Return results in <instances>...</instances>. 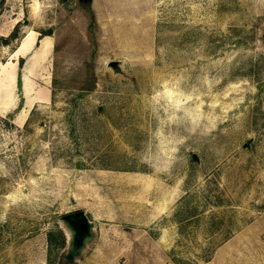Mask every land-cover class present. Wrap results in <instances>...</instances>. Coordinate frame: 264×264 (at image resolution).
<instances>
[{
  "label": "rangeland",
  "instance_id": "rangeland-1",
  "mask_svg": "<svg viewBox=\"0 0 264 264\" xmlns=\"http://www.w3.org/2000/svg\"><path fill=\"white\" fill-rule=\"evenodd\" d=\"M95 2L0 0V264H264V0Z\"/></svg>",
  "mask_w": 264,
  "mask_h": 264
},
{
  "label": "crops",
  "instance_id": "crops-1",
  "mask_svg": "<svg viewBox=\"0 0 264 264\" xmlns=\"http://www.w3.org/2000/svg\"><path fill=\"white\" fill-rule=\"evenodd\" d=\"M106 2V4L108 5V0H105ZM95 4H96V2H95V0H91V2H90V6L88 7L91 11H95ZM103 27H106V29L108 30V26H103ZM104 30H105V28H104ZM35 38H36V35H35ZM40 40V39H39ZM31 42H32V38H30V40L27 42V45H30L31 44ZM34 43H35V41H34ZM21 45V43L19 44V47H18V51H20V46ZM33 54V52L32 53H26V54H23V55H21V56H18V57H20V58H23L25 55H27L26 57H25V61H24V64L22 65V67H20V72H21V76H20V79H21V88L23 89L24 88V79H23V77H24V68H25V64H26V62H27V60H28V58L31 56ZM14 61H15V59L12 61L13 63H14ZM38 72V69H36V70H34L33 72H32V74H31V76L29 77V79H30V83L32 84V89L34 90V91H32V93H38V92H42V91H36L35 89H36V87L37 86H35V83H34V80H33V78H32V76H33V74H35V73H37ZM24 93V92H23ZM43 94H44V96L46 97V94H45V92H42ZM25 99H26V96H25ZM44 99L45 98H43V99H40V98H37L36 96L34 97V95H32V101H31V103H37V102H40V101H44Z\"/></svg>",
  "mask_w": 264,
  "mask_h": 264
},
{
  "label": "water",
  "instance_id": "water-1",
  "mask_svg": "<svg viewBox=\"0 0 264 264\" xmlns=\"http://www.w3.org/2000/svg\"><path fill=\"white\" fill-rule=\"evenodd\" d=\"M80 1L85 2L84 6L86 8H88L90 6L91 0H80ZM49 32L52 33L51 31H49ZM111 64H112V66L114 65L113 63H111ZM66 218L70 222H72L74 225H76L79 230L85 227L86 219H85V216H84L82 211H76V212L70 213V214L66 215Z\"/></svg>",
  "mask_w": 264,
  "mask_h": 264
},
{
  "label": "bare ground",
  "instance_id": "bare-ground-1",
  "mask_svg": "<svg viewBox=\"0 0 264 264\" xmlns=\"http://www.w3.org/2000/svg\"><path fill=\"white\" fill-rule=\"evenodd\" d=\"M29 40H30V35H28V36L25 38V40L22 42V46H21V47L24 48ZM46 45H47V43H46V41H44V42H43V47H46ZM20 49H21V48H20Z\"/></svg>",
  "mask_w": 264,
  "mask_h": 264
}]
</instances>
